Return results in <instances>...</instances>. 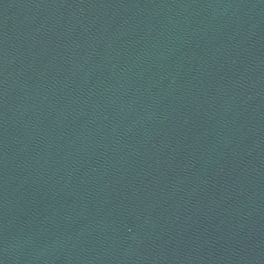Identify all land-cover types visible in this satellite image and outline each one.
Segmentation results:
<instances>
[{"label":"water","instance_id":"95a60500","mask_svg":"<svg viewBox=\"0 0 264 264\" xmlns=\"http://www.w3.org/2000/svg\"><path fill=\"white\" fill-rule=\"evenodd\" d=\"M0 264H264V0H0Z\"/></svg>","mask_w":264,"mask_h":264}]
</instances>
